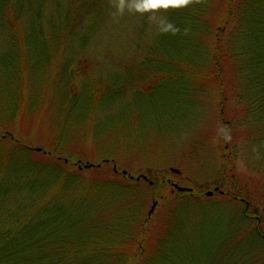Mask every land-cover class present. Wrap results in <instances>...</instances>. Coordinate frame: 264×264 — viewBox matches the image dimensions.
<instances>
[{
	"label": "trees",
	"instance_id": "1",
	"mask_svg": "<svg viewBox=\"0 0 264 264\" xmlns=\"http://www.w3.org/2000/svg\"><path fill=\"white\" fill-rule=\"evenodd\" d=\"M134 2L118 11L116 0H0V264H264V203L253 208L248 182L217 180L216 203L167 182L175 196L148 242L146 193L165 181L116 160L139 148L132 137L143 103L163 105L149 123L171 145L206 121L203 98L212 96L222 141L236 128L244 136L242 153L225 142L218 169L240 153L262 175L264 199V0L147 11ZM44 112L52 119L39 126ZM30 116L52 137L34 145L22 129ZM67 126L76 133L67 143L114 133L109 150L97 163L90 149L62 157ZM86 162L93 166L80 169Z\"/></svg>",
	"mask_w": 264,
	"mask_h": 264
},
{
	"label": "rangeland",
	"instance_id": "2",
	"mask_svg": "<svg viewBox=\"0 0 264 264\" xmlns=\"http://www.w3.org/2000/svg\"><path fill=\"white\" fill-rule=\"evenodd\" d=\"M232 24L233 22L230 21V26L226 28L228 38L233 28ZM225 37H227V34L225 35ZM3 49L4 48H0V52H3ZM120 63L121 62L117 61L111 64L118 66ZM111 64L109 63V69L112 68ZM34 93L35 92L33 88L31 94L33 95ZM53 97L54 96L51 97L52 100H55L53 106L56 107L58 99ZM211 97L203 98V102H205L203 103V105H205L204 113L205 115H208L206 121H204L203 123H199V125H196L195 128L190 131L187 137H184V135H178L179 138H177L174 144L171 145H168L169 143H164V140L161 138V136H157L158 138H155L153 136V125H150V123H152L150 122L152 121L151 114L153 112L163 111V105L157 109L149 106L148 103H143V105L140 107L141 114L136 119V121L138 120L136 122L137 130L135 135L132 137V142L136 140L135 137L138 138L137 141L139 144L137 146L139 148L123 150V154H119L116 156L118 165L122 167V169L129 170V172L134 176L139 173L150 172L151 170L153 172L150 175L152 179H158L159 182L165 181L164 183L150 188L146 193V201L144 205V212L146 215L148 214L152 203L156 202L153 212L150 214V216H148L150 217V223L147 227L148 242H153L157 238L164 221V211L165 207L168 204L167 201H169L170 199H174L175 196V193L169 195L171 187L167 185V182L171 184L175 183L182 187H190L193 192V198L198 199L200 202H204L209 198L208 201H210V203L220 202L221 200V197H219L218 195L212 194L210 197L205 195L207 191L213 190L217 180H221L223 182V186L225 185L226 188L229 187V184H232L233 182L234 184H236V186L248 182L250 185L249 192L252 193V195L255 196L258 200L254 202L253 208H259L263 206L262 204L264 203V199L260 196L261 193H258V191H260L261 189L262 175L260 173H255L252 171L250 172L247 169L248 167L245 166L243 155L239 156V154L243 152L241 147L242 144H244L243 132L240 131L241 128L232 129V132L228 136L229 138L222 141L221 135L224 128L217 119V111L213 107L208 105L209 101L213 100V98ZM50 102L51 100L48 101L47 105H50ZM58 113L60 112L58 111ZM236 113H239V111L237 110ZM44 114L45 112L42 116H40L42 118L37 122L39 126V123H43L44 121L48 122L52 119V117L48 118L47 116H51V113L47 115ZM113 117H116V115H114ZM131 121L132 122H130V124L135 125L134 118ZM35 122L36 119L34 118V116H30V118H28L22 125V129L24 128V130H26L25 134H27L28 131H30L31 133L34 132L33 137H35L34 141H36L34 145H39L38 143L40 142V139L46 141L47 139H49V137H52L53 134L48 129L45 132L36 131L39 129V126H34ZM68 124L69 123H67V125ZM33 129H35V131H32ZM75 130L81 132L84 129L78 125L77 127H75ZM75 130L73 132L72 128L70 126H67V134L64 136V138L61 139V144L58 147L59 151H61L60 153L62 154V157H69L74 160L77 159L80 154H86L85 151L87 149H90L93 155H88V160L90 162L97 163L100 160V156L103 155L102 149L105 147L104 150H109L108 144L113 138L114 133H107L104 135L103 132H100L102 135H99L98 133L97 136L94 135L95 137L93 136L92 139H88L89 141L81 143L75 140V142L67 143L70 142L68 136L72 137L74 134L76 135ZM161 132L162 130L160 129L159 134H161ZM146 133H150L151 145H148L143 141ZM163 133H165V128H163ZM225 142H231V144L234 145V151H239L240 153L237 154L235 158L232 157L230 163L225 166L222 171H220L218 169V164L220 163L221 157L223 156ZM170 168L179 170V173L176 174L172 172ZM215 170L217 171L215 172ZM189 192L190 191H186V193ZM184 197H187V195L182 194L180 196L181 199ZM241 207L242 206L240 205V210H242ZM157 208H160L158 212Z\"/></svg>",
	"mask_w": 264,
	"mask_h": 264
},
{
	"label": "clouds",
	"instance_id": "3",
	"mask_svg": "<svg viewBox=\"0 0 264 264\" xmlns=\"http://www.w3.org/2000/svg\"><path fill=\"white\" fill-rule=\"evenodd\" d=\"M189 2L190 0H137V2L130 3L128 7L134 8L137 11H147L154 9L153 5L161 6L162 4H166L168 6H183ZM116 7L118 11H123L125 0H116ZM167 28H171V25H168ZM172 30L175 31V29Z\"/></svg>",
	"mask_w": 264,
	"mask_h": 264
},
{
	"label": "water",
	"instance_id": "4",
	"mask_svg": "<svg viewBox=\"0 0 264 264\" xmlns=\"http://www.w3.org/2000/svg\"><path fill=\"white\" fill-rule=\"evenodd\" d=\"M36 151H40L41 149L40 148H35ZM66 161V160H65ZM93 164L92 163H89V162H86L85 164H83V166L79 165V168L81 169L82 167L84 168H89V167H92ZM114 170H115V167H114ZM170 170L176 174L179 173V170L175 169V168H170ZM127 172L125 170L122 171V174H126ZM140 178L144 179V180H148V178L144 175H140V176H137L136 177V180H139ZM149 184H152V181H149ZM173 187L178 190L179 192H186V191H191V188H188V187H182V186H179L175 183L172 184ZM214 191H218V187H215L213 190L211 191H207L205 193L206 196L210 197ZM156 205V202H153L152 205H151V208L150 210L148 211V216H150V214L153 212L154 210V207Z\"/></svg>",
	"mask_w": 264,
	"mask_h": 264
},
{
	"label": "snow or ice",
	"instance_id": "5",
	"mask_svg": "<svg viewBox=\"0 0 264 264\" xmlns=\"http://www.w3.org/2000/svg\"><path fill=\"white\" fill-rule=\"evenodd\" d=\"M154 9H168L170 6L166 5V4H162L161 6H156V5H153Z\"/></svg>",
	"mask_w": 264,
	"mask_h": 264
}]
</instances>
